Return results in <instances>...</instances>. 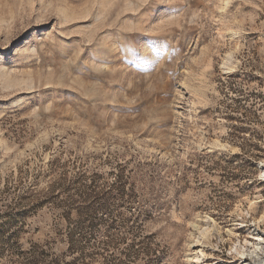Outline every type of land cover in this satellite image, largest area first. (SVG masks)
I'll return each instance as SVG.
<instances>
[{
	"label": "rangeland",
	"instance_id": "rangeland-1",
	"mask_svg": "<svg viewBox=\"0 0 264 264\" xmlns=\"http://www.w3.org/2000/svg\"><path fill=\"white\" fill-rule=\"evenodd\" d=\"M230 230L264 241V0H0V264H237Z\"/></svg>",
	"mask_w": 264,
	"mask_h": 264
},
{
	"label": "bare ground",
	"instance_id": "bare-ground-1",
	"mask_svg": "<svg viewBox=\"0 0 264 264\" xmlns=\"http://www.w3.org/2000/svg\"><path fill=\"white\" fill-rule=\"evenodd\" d=\"M159 45H161V44H159ZM208 224L209 223H206L207 226L204 229H202L200 234H199V238H198L197 242H199L201 244H203L202 239L204 237H207V235L210 233V231L216 232V230H218V229H215L214 226H211L210 224L209 225ZM229 235L231 237H234L235 238L234 240H236L235 241V251L237 252L236 254H238V256H239V259L237 258L239 260V261L237 260V264H250L247 260L248 255H251L252 257L256 256L255 258H258V261L255 264H264V241H263V238L261 237L260 234H257L258 235L257 240H259V241L256 244H254V248L252 250L247 249L242 244L240 237H239L240 235L238 236V234L236 232H234L233 230L229 231ZM232 242H233V240H232ZM248 242L249 241L247 239H245V243H248ZM197 246H199V245H197ZM205 256L206 255H205L204 251L202 249L199 250L197 252V255H196L195 264H204L203 259H205Z\"/></svg>",
	"mask_w": 264,
	"mask_h": 264
}]
</instances>
